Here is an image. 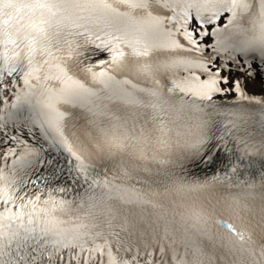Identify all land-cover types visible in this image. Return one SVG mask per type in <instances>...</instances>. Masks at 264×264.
Masks as SVG:
<instances>
[{"label": "snow or ice", "instance_id": "snow-or-ice-1", "mask_svg": "<svg viewBox=\"0 0 264 264\" xmlns=\"http://www.w3.org/2000/svg\"><path fill=\"white\" fill-rule=\"evenodd\" d=\"M0 264H264V0H0Z\"/></svg>", "mask_w": 264, "mask_h": 264}]
</instances>
